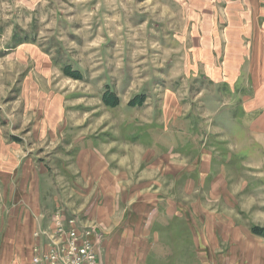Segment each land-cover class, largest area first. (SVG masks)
<instances>
[{"label":"rangeland","instance_id":"rangeland-1","mask_svg":"<svg viewBox=\"0 0 264 264\" xmlns=\"http://www.w3.org/2000/svg\"><path fill=\"white\" fill-rule=\"evenodd\" d=\"M169 1L0 0V200L4 178L18 196L26 177L31 194L38 186L41 196H64L75 211L68 218L94 228L103 264L95 227L107 235L111 224L77 214L84 196L72 181L101 204L119 185L129 202L120 224H142L135 210L149 209L143 202L169 204L172 217L157 222L172 224V256L163 251L160 264H264V238L250 233L264 228V0H172L170 23ZM210 11L222 38L219 57L208 60L214 72L186 52L195 47L189 37L161 41L155 29L164 20L172 34L185 31L186 16L198 29ZM233 52L248 54L238 72L228 67ZM64 66L82 79L64 76ZM106 91L118 97L115 108L102 102ZM137 96L144 104L129 106ZM86 147L94 149L88 169L77 160ZM143 152L154 166L142 165ZM25 208L17 225L4 205L0 264L35 256L47 264L51 249L34 235L47 223ZM120 236L124 254L108 263L133 264L132 246L144 236Z\"/></svg>","mask_w":264,"mask_h":264},{"label":"crops","instance_id":"crops-1","mask_svg":"<svg viewBox=\"0 0 264 264\" xmlns=\"http://www.w3.org/2000/svg\"><path fill=\"white\" fill-rule=\"evenodd\" d=\"M168 5H170L169 16H168V19H169L168 21L170 23V21L172 20V0L168 2ZM198 9L199 8H193V9L191 8L193 14L196 13V15L200 16L201 14L199 13V11H202L203 8L200 9L199 11ZM216 13H214V11L207 12V17L205 18L204 22L200 21L198 29L194 27V25L196 26V22L194 23L193 20H191L192 17L186 16L185 18L186 22H185L184 28H185V31L190 32L189 34L185 33L183 29H181V32L176 30L172 34V28L170 26L169 28H167V25L164 23V20L159 21L157 22V26L155 28L156 34L159 35V38L161 41H167V40L171 41L172 37L180 41H185V39L189 37L190 41L194 42L196 45L193 44L195 47L190 50L186 49V52H197L198 54L197 57L200 56L202 59H205L204 66L207 69H211V71L214 72L218 70L219 68L217 65L214 64V61H211V63H209L208 60L215 59V58L217 59L219 57V52H222L220 50L221 42H222V38L220 36L221 31L219 29L220 23H218V16L216 15ZM160 16L163 17L162 14ZM188 35H191V37ZM197 42H199V44ZM209 42H213L214 45L213 43H211L213 46L210 45ZM237 53L238 54H236L235 56V52H233L234 60L228 63L229 65L228 67L232 66L233 67L232 71L238 72L240 70V67L242 66L241 64H243L241 56L244 54H245L244 56H248V54L246 52H237ZM252 53L254 56L255 55L256 56L258 55L259 57L261 56V52H251V54ZM93 150H94L93 147L92 148L86 147L80 152L77 160L78 159L80 160L79 163L82 162L81 163L83 164L82 166H86V167L88 166L85 160L87 158H89L90 161L92 160ZM149 151L150 149L147 152L149 153ZM151 157L152 156L148 154L147 156H145L143 152V157L141 160V162L143 161L142 165L145 167L147 165L154 166L156 161L155 160L151 161L152 159ZM206 174H209V173L206 172ZM28 179L29 178L26 177L27 181L25 182V184L21 185L24 187L20 188L19 196L17 195L16 186L15 187L12 186L10 183V180L8 181L5 178L2 179L1 184H2L3 200L2 201L0 200V211H3V213L0 215L1 218L5 217L6 213H9L7 214L8 218L9 219L11 218L13 220L12 222L18 225L17 218L21 215V213L17 211H18V208L21 207V204L23 203L27 211L31 210V213H33V215L41 216L43 218L42 219L43 224L45 222L47 223L46 225L44 224L45 225L44 227H40L41 229L42 228L47 229L51 224V219L56 215H60L64 219L68 218L71 214L74 215L75 211L66 202V200L64 199V196H63L62 202L60 198H58L57 196L53 198H47L46 195L41 196L38 186H36V191L32 192L31 194V191L34 188V184H32V179L30 181H28ZM59 181H60V178L56 177L54 180L48 183V185L50 186L51 184H53L57 186L59 184ZM72 183L74 185V188L71 187L72 191H74V193H79V190H80L81 192H83V194L80 193V195L84 196V199H82V203H81L82 205L80 206V208L77 209L78 211L77 214H80V215L82 214L83 216H90V217H92L96 213L97 215L103 214L104 216L103 223L104 224L106 223L107 226L111 224V227L106 231L108 233L107 235H105L106 233L103 231V229L101 231L100 229L98 230L97 226L95 227L97 228V231H96L97 235L100 237V240L102 239L101 252H104V250L106 251L104 255L103 264H109L107 258L109 256L111 257L114 256L113 254L119 255V256H122L124 254L123 247H122V241L120 240V239H124V237L120 236L122 232H125V233L137 232V234H142L144 237L154 235V240L150 241L147 237L146 238L142 237V239H145V241H140L138 239L136 244L132 246V249H134V255H133V259L131 263L133 264H148L151 258H152V264H160L159 258L163 251H166L169 256H172V224L171 223L170 224H160L159 222H157V219H161V218L166 221H169V219L172 217V213L167 214L168 210L166 209L170 207L167 202H166L168 204L167 208L165 209L158 208V205L160 204L162 200L159 198L157 194H154L151 196L152 200L157 201L160 199V201L156 202L155 206H150V203L148 204V202H143L144 205H147V207H149V209L139 208L135 210L136 212L135 215H138V217L139 216L144 217L143 220H140L142 224L127 225V224H120L121 223L120 217L124 216V213L127 211L125 206L127 204L129 205V202H128V199H126L125 201H121L122 198H119V194L123 193L125 195L124 191H122V188L119 185H117L115 189V192L117 193V195H115L116 197L113 196L112 198H109L108 204H103V203L101 204L100 200H96V198L89 197L90 190H88V193L86 194L84 193L83 188L78 186L73 181ZM72 183L69 184L68 186L69 187L72 186ZM28 185H31V186L33 185L32 186L33 188L30 189ZM139 200H141V198L134 199V201H139ZM20 201L23 203H20ZM18 203L20 205H17ZM99 203L101 205H99ZM5 204L8 205V211L6 213L4 212ZM116 217H119L120 219L118 218L115 221ZM102 227H105V226H102ZM159 235L166 236V239H168V242H167L168 245L166 242H162L157 239ZM13 260L14 262H12V264H16L15 258ZM136 260L138 261L136 262ZM27 264H29V261Z\"/></svg>","mask_w":264,"mask_h":264},{"label":"built area","instance_id":"built-area-1","mask_svg":"<svg viewBox=\"0 0 264 264\" xmlns=\"http://www.w3.org/2000/svg\"><path fill=\"white\" fill-rule=\"evenodd\" d=\"M80 227L76 217L66 221L60 215H56L53 218L52 230H37L34 235L44 238L51 249L50 255L47 254L45 257L47 264H101L93 230ZM32 264L44 263L35 256Z\"/></svg>","mask_w":264,"mask_h":264},{"label":"trees","instance_id":"trees-1","mask_svg":"<svg viewBox=\"0 0 264 264\" xmlns=\"http://www.w3.org/2000/svg\"><path fill=\"white\" fill-rule=\"evenodd\" d=\"M13 38H15V36ZM62 73L64 76L69 77L74 80L82 79L81 73L78 71H72V69L69 66H64L62 68ZM102 102L104 103L106 107L115 108L118 105L119 100L115 94L109 91H106L102 95ZM144 102H145V96H137L133 98L128 103V105L129 106H141L144 104ZM250 233L264 238V228L255 227V226L251 227Z\"/></svg>","mask_w":264,"mask_h":264}]
</instances>
